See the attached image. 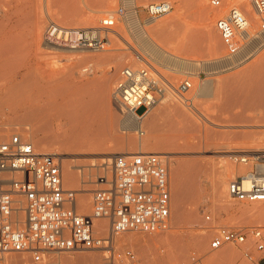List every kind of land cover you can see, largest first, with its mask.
<instances>
[{
	"label": "rangeland",
	"instance_id": "rangeland-1",
	"mask_svg": "<svg viewBox=\"0 0 264 264\" xmlns=\"http://www.w3.org/2000/svg\"><path fill=\"white\" fill-rule=\"evenodd\" d=\"M99 1H104L105 5L111 3L112 9L102 13L103 16L91 24L71 23L70 20L81 17L83 11L66 15L59 9L60 6L56 0H10L9 5L5 6L10 9L11 15L10 17L4 13L0 15L3 20L0 22V48L3 47L6 54L14 55L16 51L21 52L17 58L10 61V65L0 68V130L10 128L9 134L1 137L0 142L18 134L24 139L32 141L40 151L63 152V156H58V159L62 164L65 185L69 188L84 189L87 180L91 184L87 188L90 189L89 191L84 190V193L82 191L79 194V211L87 214L93 210V189L107 186L101 182V179L111 181L114 177L112 159L107 163V156L103 155L105 151L111 150L114 153H120L142 150L170 153L171 157H167V161L172 197L171 227L165 231L154 233L142 231L120 233L116 237L117 248L129 247L133 249L142 264H180L181 261L191 257L200 259L202 263L214 264L209 260V256L217 253L227 254L225 264H256L263 253L257 251L249 242L227 243L214 250L210 247L212 238L220 228L260 226L264 231V215L260 216V212H255L252 216L241 213L244 209L254 206H261L264 209L263 203H248L232 196L228 198L229 203H225L218 199L215 192V185L227 163L234 169L236 176L247 171L249 166L234 162L233 155L239 153L224 156L222 153L213 151L225 150L229 146L235 148L236 145L242 146V144L247 146L262 144L264 141V94L259 98V102L254 108L244 110V115L237 124H248L246 127L236 126L235 122H230L227 119L240 110L236 105L225 104L222 99L213 95L196 97L193 95L196 86L203 82L211 81L213 87L216 88L223 80L228 81L231 75L253 64L264 67V33L259 34L253 41L250 55L238 63L230 64L219 61L216 57L218 55L212 47L213 41L219 40L222 45L220 55L224 57L226 48L216 29L215 22L218 16L224 15L230 7L236 5L242 10L243 7L247 9L249 15L247 17H251L249 30L253 34L257 33L261 27L260 16L257 15L258 20L256 21L252 3L250 6L243 2L244 0H225L224 6L221 8H216L211 5L210 0H205L209 9L206 12L202 9L199 0H172V11L155 21L144 22V24L150 27V25L157 24L160 20L174 16L180 11V15L176 16V21L171 24L172 26L170 25L166 31L157 36V39H160L166 48L173 49L183 57L184 65H180L182 62H175L159 55L153 56L148 49L144 51L145 47L142 49V42L137 39V28L133 25L132 20L130 22L128 20L132 19L133 4L130 1ZM150 1L153 0H138V10L142 17L145 15L144 7L147 5L145 2ZM180 2H183V6ZM178 6L184 9L178 10ZM120 9H123V14L119 13ZM110 15H113V19L115 18L114 24L103 27L102 18L106 19ZM39 19L41 21L43 19L44 23L42 22L43 27L41 26L38 30L36 22ZM211 19L214 20L212 27L209 26ZM52 21L67 27L93 28L97 32L98 38L100 30H103L101 38L104 48L84 46L71 51L69 50L71 48L59 47L51 43L49 45L44 40V32ZM39 36H43L41 40H39ZM101 53L106 54L103 59L87 58L90 54ZM38 54L40 55L38 56ZM143 57L149 59L175 86L185 79H189L192 86L185 97H179L174 92H167L164 99L152 107L144 117L142 127L145 133L142 135L137 131L138 127L134 120L127 121L126 117H129L127 110L115 97L114 90L119 71L126 66L141 65ZM36 65L43 68L45 80L40 101L31 105L28 90L30 91L32 86L23 84L18 79L21 91L12 92L11 88L15 80L11 74L16 70L24 72L31 67L35 69ZM84 67L89 69L82 72ZM87 81H94L98 84L108 83L107 102L111 100L112 106L105 110L101 108L99 113L103 114L100 118L102 123L96 124L89 134L83 135L84 138L97 137L101 142V147L97 152H94L95 154H76L73 142L65 140L73 134L71 121L57 105L55 106L51 102L60 103L77 94ZM96 89L95 87L93 90L85 92L84 96L93 98L100 95ZM43 104H46L48 108L45 112L41 110V115L30 120L26 119V121L21 119L20 115H26L34 106L43 107ZM175 107L179 110H176ZM143 110L140 108L139 113ZM181 110L189 112L198 122L192 120L191 116H186ZM50 137L59 138L51 141ZM115 137L117 138L115 139ZM43 138L47 140L44 141ZM141 141L144 143L143 149L139 146ZM224 146L226 147L224 148ZM112 157L113 155H111ZM70 161L75 166L74 170L79 178V183L75 185L65 181L63 163ZM179 172L180 177L177 176ZM178 178L186 183L187 188L192 192L183 201L181 210L177 208L174 197L175 183ZM85 197L89 200L88 205L81 203ZM99 222L105 225L103 226L101 223L103 228L100 229L102 235H105L108 231V220H97L96 227L99 226ZM199 236H205L201 247H197L195 244ZM246 252H249L254 260L246 256ZM78 253L90 254L93 257L79 262L77 260ZM105 255L104 250L97 248L76 251L49 250L44 253V260L35 262L31 253L15 252L9 255L7 263L12 264L15 259L18 264H107Z\"/></svg>",
	"mask_w": 264,
	"mask_h": 264
},
{
	"label": "built area",
	"instance_id": "built-area-1",
	"mask_svg": "<svg viewBox=\"0 0 264 264\" xmlns=\"http://www.w3.org/2000/svg\"><path fill=\"white\" fill-rule=\"evenodd\" d=\"M221 8L225 0H210ZM253 8L262 24L257 33L249 30L244 11L233 6L215 22L226 48L223 61L238 63L250 55L253 41L264 33V0H253ZM145 19L153 21L173 9L172 0H153L144 7ZM119 13L123 14V9ZM113 15L102 25L114 24ZM51 31L61 32L63 42L103 47V39L93 28L67 27L52 21ZM65 38V39H63ZM192 82L185 79L175 86L158 68L143 57L142 64L126 66L119 71L114 95L145 133L142 121L167 92L185 97ZM143 112L139 113V109ZM234 162L249 169L229 184V194L237 200L264 204V152L233 155ZM114 177L92 191L93 210L79 211L82 189L69 188L63 180L62 164L53 152L38 150L32 141L14 134L0 142V264H7L11 253L29 252L35 262L44 260L49 250L76 251L97 248L106 252L107 264H142L129 248L118 249L116 237L126 231L154 233L171 227L172 197L167 155L137 151L115 153L112 157ZM99 219L108 220L107 233L96 227ZM100 230V231H99ZM251 243L263 253L256 264H264V231L250 228H220L210 247L219 249L227 243ZM251 260L249 252L245 253ZM180 264H208L191 257Z\"/></svg>",
	"mask_w": 264,
	"mask_h": 264
},
{
	"label": "bare ground",
	"instance_id": "bare-ground-1",
	"mask_svg": "<svg viewBox=\"0 0 264 264\" xmlns=\"http://www.w3.org/2000/svg\"><path fill=\"white\" fill-rule=\"evenodd\" d=\"M12 1H14V0H12ZM127 1H130L131 4H133V8L131 11V18L132 19H128V20H129V22H130V20H132L133 25H135V27L137 28V31H138L137 35L138 36L137 35L136 36L138 37L137 39H139L142 42V45H141L142 49L145 47L144 51H146V49H148V51H150V53H152L153 56L159 55L162 58L164 57V58H167V59L175 61V62H179V63L182 62V63H180V65L183 64L184 63L183 57H181L179 54L174 52L173 49L170 50L169 47L166 48L164 46V44L160 41V39H157V36H159L163 31H166V29L172 23H174L176 21V16L180 15V11L178 14H176L174 16H169L163 20H160L159 22H157V24L155 23L154 25H152V26L150 25V27H148L149 25L146 26L147 24L145 25L144 22L147 23L150 20L145 19L144 16L142 17L140 11L138 10V5H139L138 0H127ZM199 1H200V5H201L202 9L205 10V12L208 11L209 9L207 7L206 1L205 0H199ZM9 2H10V0H0V15H2V13H4V14H6L7 17H10V15H11L10 9L5 7L6 5H9ZM243 2L248 3L251 6V3L253 2V0H244ZM56 3L60 6L59 9L66 15H70L71 13L76 12V11H78V12H81V10L83 11V15L81 17L70 20V22L73 24H83V23H90L91 24V23H94V21L96 19H98L100 16H103V15H101L102 13L104 14V12H106L107 10L110 11L112 9L111 3H108L107 5H105L104 1H99V0H56ZM182 3H181V6H183ZM145 4H147V3L145 2ZM40 5H41V3H40ZM181 6H178L179 7L178 10L184 9V8H181ZM243 8H244L243 9L244 13L246 14V16L249 17V15L247 14V12H248L247 9L245 7H243ZM252 8H253V5H252ZM229 9H228V11H229ZM253 12H254V14H253L254 19L257 21L258 18H257V14L255 13L254 8H253ZM129 15H130V12H129ZM40 16H42V15H40ZM110 16H112V15H110ZM250 18H248L249 22H250ZM104 19L105 18H102V21ZM106 19H107V17H106ZM8 20H10V19H8ZM153 21H155V20H153ZM213 21H214L213 19H211L209 21V26H211V27L213 26ZM0 22H3V20L1 19V16H0ZM42 22L44 23L43 19H42V21H41V19H39L36 22V29L39 30V28L43 25ZM148 23H150V22H148ZM87 28H89V27H87ZM40 32L42 33L41 30H40ZM102 33H103V30L102 31L100 30V32H99L100 37H101ZM96 34H97V32H96ZM61 36H64L61 34V32H59L58 30L51 31L49 29V27H47L46 31L44 32V37H45L44 40H46L49 43V45L51 43V44H55L59 47H64V48H68V49L71 48V49H69L71 51H74L75 50L74 48H77V47H84V46L90 47L91 45H93V44H87V45H83V46L72 45V44L63 42L60 39ZM42 37L43 36H41L39 40H41ZM63 39H65V38H63ZM215 39H217V38H215ZM39 43H40V41H39ZM51 47H52V45H51ZM212 47L214 48L215 53L218 55V56H216L217 59L219 61H223V55H222V57L220 55V53L222 51V45L219 42V40H214L212 43ZM55 48H56V46H55ZM94 48L100 49V47H94ZM212 51H213V49H212ZM20 52L21 51H16L14 53V55L13 54H6L7 53L6 50L3 49V47H1L0 48V68H5L8 65H10V63H11L10 61L13 58H17V56ZM39 55L40 54H38V56ZM105 55H106L105 53L90 54L87 56V58L88 59L89 58L90 59H93V58L94 59H103L105 57ZM142 56H144V55H142ZM41 60H43V58ZM186 63H188V62H186ZM88 69H89L88 67L87 68L84 67L82 69V72L87 71ZM33 74L35 76H32ZM12 76L14 77V80H15V83L13 84V86L11 88L12 92L21 91L20 82L18 81V79H20L23 84H26L28 86H32L31 90L30 91L28 90V92H29L28 98L32 102L31 105H34L36 102L40 101V98H41L40 96L42 94L43 82L45 80V78L43 77V68L42 67L37 66L35 69H32V67H31L29 69H26V71H24V72H22L20 70H16L15 72H12L11 77ZM95 87L97 88L96 90L100 92V95L93 97V98H87L84 96L85 92L91 91ZM107 87H108V83L98 84L94 81H87V83L84 85V87L81 88L77 94L72 95V96L64 99L60 103L51 102L53 105H55V106L57 105L59 107V109L62 111V113L65 114L66 116H68L70 121H71V128H72L71 131L73 134L69 138L65 137L66 138L65 140L73 142V148L76 149V151H75L76 154L77 153L78 154H89V153L93 154L94 152H97L98 148L101 147V142L97 137L91 138L90 136H88V137L84 138L83 135H85L86 133L89 134L96 124L102 123V119H100V118H102L103 114H100L99 110L101 108H103L105 110V109L109 108V106L110 107L112 106L111 100L107 102V95H106V88ZM196 87L197 88L195 89V93H194L193 97L203 96V95H213L214 97H217L218 99H222L225 104L236 105V107L240 110H238L235 115H232V116L228 117L227 119L230 122H233V123L235 122L236 126L246 127V126H248V124H242V123L237 124V123L240 121V119L244 115V112H245L244 110H249V109L254 108L256 106V104H258L259 98H261L262 95L264 94V67H261L258 64H253L250 67H247V68L243 69L242 71H240L234 75H231L230 78L228 79V81L223 80V82L221 84H218V86L216 88L213 87V83H211V81L203 82L200 85H197ZM231 96H232V98H231ZM47 108H48V106L46 104H43V107H40V106L35 107L34 106L28 111V113L26 115H20V117H21V119H25V121H26V119L30 120L32 118H35V117L41 115V110H43V112H45V110H47ZM175 109L179 110L177 107H175ZM181 111L186 116H189V117L191 116L192 120L198 122L186 110H181ZM128 116L129 117H126V119L128 118L127 121L131 120V119L134 120L131 115L128 114ZM23 122H24V120H23ZM125 122H126V120H125ZM9 129H7V128L3 129L2 128V130H0V138L5 136L6 134L8 135ZM38 130H39V128H38ZM245 132L249 133L248 131H245ZM57 138H59V137H50L49 140L53 141V140H56ZM116 138L117 137H115V139ZM47 139H48V136H47ZM47 139H44V141H46ZM263 142H262V144H258V145H254V146H252V145L247 146V145H243V144H242V146L236 145L235 148H233L232 146L225 148L226 146H224L225 150H218V151H213V152L222 153L224 156L225 155L229 156L232 153H240V152L259 153V152H264V143ZM139 146L141 149H143L144 143L141 141L139 143ZM236 148H240V149L237 150ZM139 151H142V150H139ZM151 152L163 153V152H158V151H151ZM53 153H56L58 156H61V157L64 154L63 152L62 153L53 152ZM120 153H126L127 154V153H133V152H120ZM252 153H249V154H252ZM114 154L115 153L111 150L105 151V153H103V155L107 156V159H108L107 163H109V160L112 159L111 155H114ZM163 154H166L168 158L171 157L170 153H163ZM63 167H64V172H65V181L68 184H72V185L79 183V178H78V176L74 170L75 166L73 165V163L71 161L65 162V163H63ZM177 176L180 177V172H179V175L177 174ZM235 176H236V173H235L234 169H232L227 163V165H225L223 167L221 174H220V177H219V179L215 185V190H216L215 192H216V195H217L219 200L224 201L225 203H229L228 198H229V196L231 197V195L229 194V184H230L232 178L233 177L235 178ZM90 185L91 184L87 180L85 185H84V189H82L83 193H84V190L85 191L90 190V189H87V188H89ZM187 187L188 186L186 185V183L182 182L180 178L177 179V181L175 183L174 197L176 200V206L180 210L182 209L181 206H182L183 201L185 199H187L189 197V195L192 193L190 191V189H188ZM79 203H80V198H79ZM81 203H83V205H88L89 200H87V198L85 197V199H83V201L81 200ZM255 212H260L259 213V214H261L260 216L264 215V209L261 206H254V207L249 208V209H244L241 213H243V215H249L250 214L252 216L253 213H255ZM99 223L100 224H99V226L97 225V228L102 229L103 228L102 224H103V226H105V225L102 222H99ZM204 240H205V236H199L195 242L196 246L201 247L203 245ZM91 256L92 255L86 254V253H78L77 254V260L79 262H81V261L87 260ZM226 257H227V254L217 253L214 255H210L209 260L212 261V263L214 262V264H225V258ZM19 259H21V258H19ZM12 264H18L17 260L14 259L12 261ZM98 264H101V263H98Z\"/></svg>",
	"mask_w": 264,
	"mask_h": 264
}]
</instances>
